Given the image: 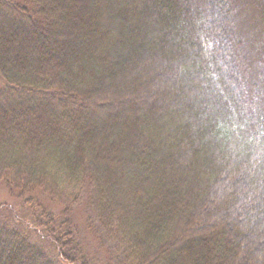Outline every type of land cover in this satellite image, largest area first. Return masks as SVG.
<instances>
[{
  "label": "trees",
  "instance_id": "16d2710c",
  "mask_svg": "<svg viewBox=\"0 0 264 264\" xmlns=\"http://www.w3.org/2000/svg\"><path fill=\"white\" fill-rule=\"evenodd\" d=\"M0 187V264H264V0H0Z\"/></svg>",
  "mask_w": 264,
  "mask_h": 264
},
{
  "label": "rangeland",
  "instance_id": "374dc122",
  "mask_svg": "<svg viewBox=\"0 0 264 264\" xmlns=\"http://www.w3.org/2000/svg\"><path fill=\"white\" fill-rule=\"evenodd\" d=\"M18 199L14 198V197H11V194L9 193V191H7L6 189H4L3 187H0V205H7L6 207H11L12 210H10V212L13 213L10 214L9 213V210L8 212H6L8 214V216H11V217H15L13 218L15 221L14 222H18L20 223L23 227L24 230H26L27 232H32L38 228H36L35 224H32L30 226L29 223H27L28 221L31 220V216L30 214L28 213V211H23V209L21 207H19L20 203L19 201H17ZM61 208L60 205L54 203L53 205H51V209H59ZM6 213H3L5 216H7ZM81 219V220H80ZM80 219H76V222L81 226L80 230L81 231H84V235L85 237H87V240H88V247L87 249L85 248L86 250V253L88 255V258L90 259V262L91 264H108V254L106 253V248H103V247H99L98 245V242L95 240L94 237L91 236V234H88L86 233L88 230L86 229V226L83 225V220L82 218ZM82 224V225H81ZM39 232H41L40 229H38ZM41 234V233H40ZM34 235H38L39 234H32L33 236V240L35 243L37 244H41V245H44L49 253L51 254V256L54 258V260H58V255L56 256L53 248H52V245H50L49 243L52 241L50 240L49 243H47L46 240L43 239V235L39 238H35ZM104 247H106L104 245ZM110 264V263H109Z\"/></svg>",
  "mask_w": 264,
  "mask_h": 264
}]
</instances>
